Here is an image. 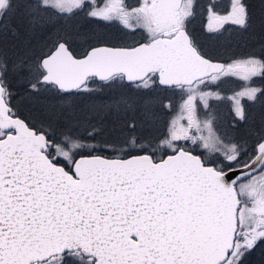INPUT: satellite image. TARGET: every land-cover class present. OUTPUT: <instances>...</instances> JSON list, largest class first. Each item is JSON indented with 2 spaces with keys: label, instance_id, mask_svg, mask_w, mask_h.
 Returning a JSON list of instances; mask_svg holds the SVG:
<instances>
[{
  "label": "snow or ice",
  "instance_id": "snow-or-ice-1",
  "mask_svg": "<svg viewBox=\"0 0 264 264\" xmlns=\"http://www.w3.org/2000/svg\"><path fill=\"white\" fill-rule=\"evenodd\" d=\"M257 248L264 11L0 0V264H247Z\"/></svg>",
  "mask_w": 264,
  "mask_h": 264
},
{
  "label": "trees",
  "instance_id": "trees-1",
  "mask_svg": "<svg viewBox=\"0 0 264 264\" xmlns=\"http://www.w3.org/2000/svg\"><path fill=\"white\" fill-rule=\"evenodd\" d=\"M247 1V0H246ZM248 3V2H247ZM251 10V9H250ZM252 11V10H251ZM255 14V13H254ZM256 15V14H255ZM196 28L199 30L201 28V24L199 21L196 22ZM260 82L258 81V84ZM21 108L23 110H27L30 105L27 100L20 101ZM247 264H264V248H257L248 258Z\"/></svg>",
  "mask_w": 264,
  "mask_h": 264
},
{
  "label": "rangeland",
  "instance_id": "rangeland-1",
  "mask_svg": "<svg viewBox=\"0 0 264 264\" xmlns=\"http://www.w3.org/2000/svg\"><path fill=\"white\" fill-rule=\"evenodd\" d=\"M130 2L136 3V0H130ZM220 2L222 4H227L229 0H220ZM246 2H248V4L250 5V9L252 10L253 13L256 14L257 17H259L262 11H264V3H262V0H247ZM136 35L137 37H139L141 34L137 33ZM224 115H225V122H226L228 118L226 111Z\"/></svg>",
  "mask_w": 264,
  "mask_h": 264
}]
</instances>
